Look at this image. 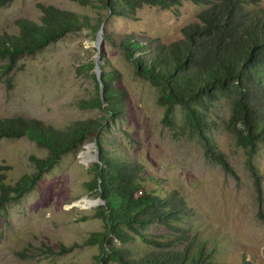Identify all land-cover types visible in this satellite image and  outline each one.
I'll list each match as a JSON object with an SVG mask.
<instances>
[{"label": "rangeland", "instance_id": "374dc122", "mask_svg": "<svg viewBox=\"0 0 264 264\" xmlns=\"http://www.w3.org/2000/svg\"><path fill=\"white\" fill-rule=\"evenodd\" d=\"M38 5L73 12L88 25L20 58L8 83L0 82V118L35 119L55 129L88 119L103 125L97 138L88 136L33 190L0 211V264L95 263L99 247L80 245L103 230L101 221L94 218L96 195L86 185L93 179L92 166L101 152L137 163L149 180L147 189L157 187L180 199L188 215L183 226L218 262L264 264V143H257L252 158L256 187L247 168L248 148L237 142L236 132L228 126L230 101L218 98L197 108L207 122L205 137L232 171L224 172L205 156L204 143L189 130L181 106L174 109L172 126L165 125L160 88L136 75L119 43L125 36L150 47L176 42L184 27L197 23L204 8L189 2L168 10L144 6L126 18L107 19L94 5L82 7L71 0H15L0 8V34H16L17 19L39 23ZM102 72H116L112 84L125 92L123 115L114 121L105 111L79 107L95 98L92 75L101 88ZM46 155V149L27 139L2 140L0 168L5 182L13 185L30 174L31 156ZM147 234L164 236L165 230L153 226ZM74 244L78 247L62 256L43 253L46 248L57 252ZM135 246L143 247L139 241Z\"/></svg>", "mask_w": 264, "mask_h": 264}, {"label": "trees", "instance_id": "16d2710c", "mask_svg": "<svg viewBox=\"0 0 264 264\" xmlns=\"http://www.w3.org/2000/svg\"><path fill=\"white\" fill-rule=\"evenodd\" d=\"M15 0H0V8ZM82 7L105 12L107 19L126 18L144 6L171 9L189 2L204 10L197 23L182 29V38L168 45L152 47L134 36L119 43L124 57L135 66L137 76L161 90L163 122L172 126L174 109L181 106L185 122L203 141L204 154L226 173H232L220 153L213 151L205 137L207 122L197 108L218 98L229 100L228 126L237 134V142L248 148L247 168L256 187L258 180L252 163L258 142L264 143V7L262 0H71ZM39 23L17 19L16 34H0V82L8 83L20 58L31 56L56 43L69 33L88 24L73 12L53 6L38 5ZM100 24L104 21L98 20ZM83 70V68H81ZM116 72H102L95 80L96 96L82 102V109L107 112L111 121L120 118L125 108V92L112 84ZM102 122L83 120L64 129H55L35 119L0 118V143L8 139H27L46 149L44 158L31 156L33 171L8 185L0 168V211L33 190L43 175L60 159L77 150L88 136L98 137ZM93 179L86 183L89 191L101 200L94 218L103 230L92 233L80 246L99 247L94 264H222L205 244L183 226L188 216L171 192L157 187L147 189L149 180L135 162L118 155L101 152L92 166ZM153 226L165 230L164 236L147 234ZM139 241L143 247L135 246ZM76 244L50 248L45 255H65ZM149 249V250H146Z\"/></svg>", "mask_w": 264, "mask_h": 264}, {"label": "water", "instance_id": "95a60500", "mask_svg": "<svg viewBox=\"0 0 264 264\" xmlns=\"http://www.w3.org/2000/svg\"><path fill=\"white\" fill-rule=\"evenodd\" d=\"M92 203L93 205H100L102 202L101 200L97 199L96 201H93Z\"/></svg>", "mask_w": 264, "mask_h": 264}]
</instances>
